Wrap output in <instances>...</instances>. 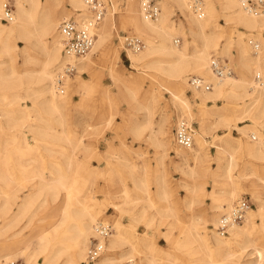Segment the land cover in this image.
<instances>
[{
	"label": "bare ground",
	"instance_id": "6f19581e",
	"mask_svg": "<svg viewBox=\"0 0 264 264\" xmlns=\"http://www.w3.org/2000/svg\"><path fill=\"white\" fill-rule=\"evenodd\" d=\"M143 1L129 0L126 20L139 36L144 37L146 43L140 51L128 49V57L135 68L152 72L153 76L165 82L164 88L170 93L177 110L178 122L185 117L190 121L197 114L200 126L195 129L194 139L197 138L193 146L173 144L168 113L161 115L159 125L155 127L154 104L162 98L161 91L153 85L145 89L140 78L125 77L113 65L109 73L122 98L134 110L146 111L142 124L135 123V111L131 113L133 126L130 130L136 138L146 136L151 144L162 146L166 151L173 148L174 158L188 166L179 165L182 166L183 175L194 180V183L186 185L187 189L196 191L200 185L198 176L205 174L204 163L208 161L205 145L199 147L198 144H207L208 135L215 129L226 128L223 134L217 135V162L219 168H224L230 185L220 198L212 202L210 216L203 214V234L197 227L199 219L193 215L188 225H180L183 238L178 236L173 239L168 232L163 235L176 248L187 247L189 252L199 254L195 260L201 264H264V245H258L262 238L254 226V219L259 216L264 230V89L255 82L256 74L264 72V55L261 54L264 48V13L245 8L240 0H156L160 13L155 19H147L143 13ZM171 1L186 20L179 21L177 26L170 19ZM198 1L200 3L196 6L195 2ZM16 2L18 12L13 13L7 25L2 22L6 16L5 2L0 0V102L6 98L11 102L20 98L22 93L32 95L33 100H38L34 105L38 121L28 123L24 109H20L18 114L0 104V137L15 136L14 131L17 130L21 138H28V134H32L35 140L34 144H27L23 151L34 153L30 164H25L20 158L13 163L6 159L4 150L0 151V263L18 261L15 259L22 256L25 264H82L87 261L91 246L99 238L103 250L94 264H116L117 251H122L119 261L126 260L124 264H137L138 256L139 264H165L166 260L155 252L154 235L146 233L138 236L133 233L139 220L146 218V208L140 214H133L128 226L121 218L113 220V224L103 219V206L93 203L94 199L87 195L92 178L99 171L87 166L92 154L84 142L85 134L78 136L68 128L70 106L74 100L72 90L79 83L82 84L81 88L88 87L86 82L71 80V74L66 72L68 65L82 74L91 69L97 58L106 51H112L116 64L121 60L120 48L113 42V29L118 24L115 7L107 8L103 20L92 27L95 44L91 51L76 56L64 50L60 21L72 16L78 22L91 21L93 12L85 0H68L70 8L61 5V0ZM217 5L226 10L224 15L233 22L235 34H223L220 24L215 21ZM202 10L205 14H202ZM175 34H183V44L178 43ZM251 37L260 42L259 49L250 44ZM17 40H25L26 45L20 46ZM218 49L238 66L239 76L231 72L219 77L211 69L212 52ZM193 75L204 77L212 84V89L193 87L190 83ZM188 88L192 96L187 94ZM223 97L230 101L229 104L208 107L209 102ZM193 102L198 104L196 114ZM110 106L113 108L112 104ZM249 119L254 123H248ZM108 122L111 123V118H108ZM233 129L249 136L250 141L245 142L233 135ZM255 135L257 138L253 139ZM159 136L162 139H158ZM56 141L66 142L71 150L68 151ZM40 145H45L52 157L59 152L61 155V161L50 162L53 169L48 174L41 167L44 162L42 157L36 155ZM80 150L87 152L86 160L77 159ZM242 157H246V161L239 174L241 179L234 180L231 173ZM13 164L21 168L32 164L34 168L22 171L21 176L13 169ZM262 164L263 167L258 169ZM62 165L68 170H62ZM127 166L135 190L144 193L142 198L149 208L154 207V195L169 200V185L164 172H154L152 180L155 190L152 194L149 173L142 175L134 165ZM109 173L114 174L115 170L111 169ZM216 176L217 173H214L213 178ZM121 178L124 181V177ZM244 180L248 182L252 199L257 204L256 212L248 208L243 220L245 223L232 222L228 227L229 236L225 237L218 232V228L222 216L241 201ZM123 191L121 197L109 191V200L119 212L124 210L120 203L129 204L141 198L131 197L127 187ZM61 198L62 202L59 203ZM119 198H123L119 203L113 201ZM193 205L194 199H191L189 206ZM169 210L172 209L158 210L159 220L155 213L146 218L147 228L157 229L158 222H164L165 217L171 215ZM27 215L40 218L20 225V217ZM176 219L179 223L178 215ZM41 220L46 224L36 225V221ZM102 224H109L112 228L111 234L106 237L101 232ZM60 225H64L61 233ZM236 244L241 248L239 251L232 250ZM190 245L195 246L194 250H190ZM214 255L220 258L215 259ZM246 255L251 258L245 260ZM168 261L180 264L175 259L169 258Z\"/></svg>",
	"mask_w": 264,
	"mask_h": 264
},
{
	"label": "rangeland",
	"instance_id": "374dc122",
	"mask_svg": "<svg viewBox=\"0 0 264 264\" xmlns=\"http://www.w3.org/2000/svg\"><path fill=\"white\" fill-rule=\"evenodd\" d=\"M2 1L5 2V4L7 2L10 3V5L13 7L14 15L18 12L16 0ZM108 4L109 5L107 8L115 7L116 10L118 24L117 27L113 29V42L120 48L121 60L116 64L112 56V51H106L97 58L91 69L83 72L82 74H79L76 70L70 75L73 82L77 83L81 81L83 83L86 82L88 85L87 88H81L82 84L79 83V86L76 88L75 84V87L72 90L74 100L70 106L69 113L71 115L68 124V128L74 132V134L78 136L85 134L83 135L84 142L91 150L92 154V156L89 158L87 166L89 168H95L99 171L97 175L93 176L92 182L90 183L87 190V195L94 199L93 203L103 206V219H107L108 222L112 224L113 220L116 218H121L123 223L128 226L132 220L133 214H140L144 208L147 209L146 218L155 213L157 215V220H159V214L157 211H165L168 207H170L172 209L171 211L169 210L171 215L169 217H165L164 222H158L157 229L155 227L148 229L146 225V218H143L139 220L138 225L133 229V233L138 236H143L146 233L154 235L155 252L158 256L166 260L165 264H172L171 261H168L169 258L177 260L180 264H201V262L195 260L199 254H195L192 251L189 252L187 247L176 248L175 245H172V243L166 239L163 233L168 232L169 234H172L173 239L178 236L183 238L182 236L184 235H181L180 225H188L191 221V217L195 215L199 219L197 221V227L203 234V214L206 213L207 216H210L212 213L210 209L212 202L215 199L220 198L224 189H227L230 185L228 176L224 172V168H219L217 162V145H219V137L217 135L223 134L226 131V128L220 127L215 129L210 133V135H208L207 144H198L199 147L205 145L207 149L208 161L204 163L206 172L205 174L198 176V180L200 182L199 188L196 191L188 190L186 185L194 183V180L183 175L182 166L186 167L187 164L182 165L183 161H179L177 158H174V149L168 148V151H166V149L162 146H155L148 141L146 136L138 139L130 130L133 126V123L130 121L131 113L135 111L137 116L135 123L142 124L145 120L146 111L144 109L134 110L122 98L119 88L113 83L109 73L110 67L113 65H115L116 70L125 77L140 78L145 89H148L153 85L155 88L161 91L162 98L154 104L155 127H158L161 115L163 113H168L171 118L170 125L171 133L174 138L173 144H178L176 141V128L179 118L177 115V110L171 100L170 93L164 88L165 85L163 83L165 82L160 80L158 77L153 76L152 72H142V70L135 68L128 57L127 52L130 48L125 46L124 38H120L121 36L124 37L126 35H134L145 42L144 37L139 36L126 20L129 0H109ZM61 5L69 8L71 7L68 0H61ZM225 11L226 10H224L220 5H217L215 21L220 24V28L224 32L223 34H235L234 24L232 21L227 20V17L224 15ZM202 14H205L203 10ZM69 19L75 20L74 16L70 17ZM170 19L175 22L176 26L179 24V21L184 19L182 18L174 1H171ZM63 20L67 19H61L60 24ZM184 21L186 20L184 19ZM2 22L9 25L11 21H6V19L3 18ZM239 29L244 30L243 27H239ZM174 36L180 45L183 44V34H175ZM17 41L22 47L26 45L25 40ZM221 41L224 43V38H222ZM249 49L250 51H253L251 46H249ZM220 52V49H218V51H213L212 56L220 57L221 60L228 64V66L232 67L233 75L236 77L239 76L237 69L238 66L235 65V63H232L228 56L223 55ZM261 54L264 55V48H262ZM151 76L154 79L151 78ZM62 88L64 89L63 84ZM65 90L67 91V88H65ZM187 94L192 96V91L189 88L187 90ZM110 101H112V103H110ZM35 102H38V100H33L32 95L28 96L27 93H22L20 98H17L11 102L9 98H6L3 102H0V104L10 107L18 114L21 112L20 109H24L27 114V122L33 123L38 121V114L34 108ZM229 102L230 101L227 98L223 97L219 100L209 102L208 107H222L229 104ZM110 104L113 105V108L110 106ZM192 104L194 113L196 114L198 111V104L197 102H193ZM112 114L113 116L111 117ZM108 118H111V123L108 122ZM185 119L187 118L185 117ZM189 122L193 124L195 129H199L200 124L198 122L197 114L194 116V119L190 120ZM247 122L252 123L253 120L249 119ZM14 132H16L15 136H5L4 138L0 137V151L4 150L7 157L6 159L12 161L13 163L18 161V158H20L25 164H30L32 161L31 156L34 155V153H24V149L27 144L35 143L33 135L28 134V138L23 139L17 130ZM232 134L238 138L240 137L245 142L250 141L249 136L244 135L238 129H233ZM158 139H162V136H159ZM56 143L60 146L62 145L68 151L71 150L66 142L56 141ZM36 152L38 153L36 155L42 157L44 162L41 167L47 174L53 169L50 166V162L52 160L61 161L60 152L56 154L55 157H52L45 145H40ZM86 156L87 152L84 150L78 151L76 155L78 160H86ZM245 161L246 157H242L241 160L238 161V165L234 167L231 173L234 180L241 179L239 174L244 169ZM190 163H192V161ZM127 165H134L142 175H145L147 172L149 173L152 194L155 190V183L152 180V177L155 174L154 172L157 170L164 172L169 185V200H162L154 195L152 196L154 207L149 208L146 200L142 198L144 193H142V191H138V193L137 190H135L133 181L128 174ZM62 166V170H68L65 165ZM13 167V169L16 170L21 176L22 171L31 170L34 168L32 164L22 168L17 164H13ZM262 167L263 164L259 165L258 169H261ZM111 169L115 170L114 174L109 173L111 172ZM214 173H217L215 179L213 178ZM121 176L124 177V181L122 180ZM29 179L30 178H27V180ZM243 182L244 183L241 188V200H247L250 204L249 209L256 212L257 204L252 199V195L249 190L250 186L247 185L248 182L245 180ZM32 183L33 182L30 184ZM124 187L128 188V193L131 197L135 198L141 196V198L137 200L135 199L129 204L120 203L124 210L119 212L114 208L113 203L109 200V191L113 192L114 196L121 197L124 195ZM62 199L63 198H61L59 203L62 202ZM122 199L123 198L113 199V201H115V203H119V201ZM191 199H194V205L192 207L189 206ZM176 215H178V218L180 219L179 223L176 219ZM20 218V225H24L29 223V221L32 222V220H36L40 217L36 215H27ZM239 223L244 224L245 222L241 221ZM38 224L40 225L46 223L44 220L36 221V225ZM254 226L259 230V234H261L262 238L259 239L258 245H264V230L262 228L261 217L257 216L254 219ZM59 227V232L61 233L64 230V225H60ZM209 227L213 228L212 225ZM218 232H220L219 228ZM227 236H229V232L228 234H225V237ZM189 247L190 250H194L195 246L190 245ZM240 249L241 248L238 244L232 247L233 251H239ZM115 255L116 264H124L123 262L126 260L121 262L119 261L122 251H117ZM214 258L219 259L220 257L214 255ZM250 258L251 256L246 255L244 259L249 260ZM15 260L25 264V260L22 256ZM94 261L96 260L91 261L87 254V261L83 262L82 264H94ZM136 262L139 264L140 256H138Z\"/></svg>",
	"mask_w": 264,
	"mask_h": 264
},
{
	"label": "built area",
	"instance_id": "2783aa9c",
	"mask_svg": "<svg viewBox=\"0 0 264 264\" xmlns=\"http://www.w3.org/2000/svg\"><path fill=\"white\" fill-rule=\"evenodd\" d=\"M243 6L256 13H264V0H240ZM89 9L93 12V18L88 23L78 22L74 19L63 20L60 25V32L64 39V50L76 56L85 55L91 51L95 44V34L92 31V27L97 23L101 22L107 12L108 0H85ZM200 1L195 2L198 6ZM143 13L147 19H155L160 13V8L156 0H144L143 1ZM6 16L5 19L8 21L13 17V7L10 3L5 4ZM8 19V20H7ZM83 23V24H82ZM124 38V44L133 51H140L145 46V42L134 35H126ZM250 44L255 49H259L260 42L255 38H249ZM67 73L73 74L75 72L73 66L68 65ZM211 69L219 77H225L227 74L232 72V69L228 64L221 60L220 57H213L211 61ZM255 82L258 86L264 89V72L258 73L255 76ZM190 83L193 87L198 89H212V84L209 83L204 77L193 75L190 77ZM264 131V129H263ZM195 128L188 120L182 119L178 122L176 128V141L184 146L191 147L194 145ZM256 135L253 139H256ZM250 204L247 200L243 199L236 203L234 208L228 213L222 216V222L219 227V231L222 234H228V227L232 222H241L245 219ZM100 227L101 232L104 236H108L112 232L111 225L102 224ZM103 250L102 245L99 242V238L96 239L93 246H91L89 252V259L95 260L100 251ZM1 264V263H0ZM6 264H22L19 261H13Z\"/></svg>",
	"mask_w": 264,
	"mask_h": 264
}]
</instances>
